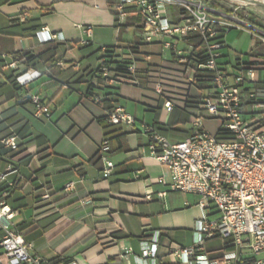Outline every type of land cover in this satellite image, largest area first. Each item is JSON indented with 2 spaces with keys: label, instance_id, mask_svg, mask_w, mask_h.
<instances>
[{
  "label": "crops",
  "instance_id": "1",
  "mask_svg": "<svg viewBox=\"0 0 264 264\" xmlns=\"http://www.w3.org/2000/svg\"><path fill=\"white\" fill-rule=\"evenodd\" d=\"M114 3L0 0V12L4 10L9 21L0 20V52L39 53L57 46L45 54L44 63L33 66L22 61L42 74L28 87L18 85L16 73L0 58V133L10 120L20 119L27 126L15 134L32 131L43 136L21 145V153L14 157L11 150L0 146V171L8 163L19 170L8 176L14 187L7 204L18 210L12 227L34 243L33 253L41 255L45 264L58 257L75 264H138L141 239L156 236L158 231V263L174 264L166 254L169 246H190L200 238L196 230L199 196L167 189L170 171L150 154L149 137L142 126H155L171 141L186 139L193 133V116L202 112L200 100L209 88L177 78L181 66L175 51L166 55L168 49L142 40L138 12L132 11L126 22L118 23ZM45 26L62 32L65 40L42 43L37 31ZM128 26L137 32L133 41L126 42L122 31ZM6 43L12 45L11 51L2 48ZM188 44L185 41L182 47ZM262 46L256 54L264 52ZM110 49L115 61L136 63L139 84L107 85L93 77L100 58ZM51 53L56 54L54 59ZM160 72L165 76L163 95L154 88ZM36 91L49 105L50 117L28 118L33 105L26 96ZM98 94L109 98L96 102ZM169 99L170 110L164 106ZM115 105L136 118L131 130L107 121L108 110ZM106 137L115 167L104 178L100 147ZM70 181L77 182L76 188L65 195L62 189ZM163 191L166 195L159 197ZM45 194L51 198L44 200ZM147 194L153 198L147 199ZM3 235L0 229V240ZM204 246L215 258L220 256L223 240L209 238ZM128 247L132 252L125 254Z\"/></svg>",
  "mask_w": 264,
  "mask_h": 264
},
{
  "label": "built area",
  "instance_id": "2",
  "mask_svg": "<svg viewBox=\"0 0 264 264\" xmlns=\"http://www.w3.org/2000/svg\"><path fill=\"white\" fill-rule=\"evenodd\" d=\"M113 7L120 24L132 11L139 13L144 42L175 51L181 66L177 78L209 88L200 100L202 112L193 116V133L186 139L171 141L155 126H142L149 137L150 154L170 171L167 189L200 198L196 226L200 238L190 246H169L166 254L174 264H264V52L251 55L249 62L237 63L238 73L228 69L231 60L224 53L228 47L225 34L234 28L249 31L264 45V24L258 26L240 18L239 7L232 6L231 12L224 13L210 7L206 0H115ZM37 36L42 43L65 40L62 32L48 26L40 28ZM188 37L193 42L184 48L182 44ZM0 58L16 73L20 87H28L42 75L12 54L0 52ZM136 72L135 62L128 64L123 74L100 58L93 76H99L107 85L139 84ZM154 88L163 95L165 76L161 72ZM108 98L107 94H98L94 100L103 102ZM30 101L33 110L28 118L50 117L51 109L39 91L31 93ZM164 106L170 110L172 101L166 100ZM2 112L0 107V115ZM106 119L111 125L124 124L128 130L136 123V118L120 105L110 108ZM208 122L216 123L215 128H210ZM33 138L32 131L22 136L12 133L0 138V146L13 151ZM108 140L106 137L100 147L104 178L115 167L108 155ZM13 173L19 170L8 163L0 171V184L5 182L11 188L14 182L8 176ZM76 185L75 181L66 183L62 193L71 194ZM8 195V191L0 190V229L4 230L0 247L8 259L0 264H45L41 255L33 253L34 243L12 227L18 210L7 204ZM165 195L166 191L158 193L159 197ZM145 197L153 198L152 194ZM42 198L48 200L51 196L45 194ZM160 237L158 231L156 236L141 239L138 264H160ZM214 237L223 240V247L220 256L211 258L204 242ZM131 252V247L125 249V254Z\"/></svg>",
  "mask_w": 264,
  "mask_h": 264
},
{
  "label": "rangeland",
  "instance_id": "3",
  "mask_svg": "<svg viewBox=\"0 0 264 264\" xmlns=\"http://www.w3.org/2000/svg\"><path fill=\"white\" fill-rule=\"evenodd\" d=\"M263 1L264 0H260ZM225 6L231 8L239 7V10H242L246 15H249L253 18H256L260 24H264V7L258 6L255 4H249L246 0H223ZM7 20L5 16V11L1 9L0 12V20ZM136 28L133 26H128L122 31V40L123 41H133L135 39ZM225 41L228 45L227 48L224 49V53L227 55V60H231L228 64V69L233 73H238L239 68L237 63L240 62H249L251 59V55L256 54L258 51L263 49L261 43L253 36L249 31L242 30L239 28H234L231 31L225 34ZM4 50H12L11 44H5L2 46ZM169 50L166 55H169ZM142 118H139V124ZM210 128H215L216 123L208 122L207 124Z\"/></svg>",
  "mask_w": 264,
  "mask_h": 264
},
{
  "label": "trees",
  "instance_id": "4",
  "mask_svg": "<svg viewBox=\"0 0 264 264\" xmlns=\"http://www.w3.org/2000/svg\"><path fill=\"white\" fill-rule=\"evenodd\" d=\"M9 1V0H7ZM207 3L209 4L210 7L222 11L224 13H229L231 12V8L227 7L224 5L223 0H206ZM111 3V2H110ZM112 5V4H111ZM115 12V10H114ZM238 16L242 19H245L247 21H249L250 23L254 24V25H261L259 21H257L256 18H253L249 15H246L242 10H238ZM186 41L191 42L192 41V37H188L186 38ZM57 46H52L51 48H48L45 51L39 52V53H34L30 50H26V51H11V54L14 55L15 57H17L19 60L29 64V65H33L36 66L39 63H44L47 61V58L45 57V54H47L50 50H54L56 49ZM113 50H108L106 51V53L102 56V58L105 59V61L110 64L111 66H113V69L119 71L120 73L126 74L127 73V66L128 64H130L128 61L123 60V61H115L114 60V56H113ZM56 56L55 53H51L50 58L54 59ZM59 59V58H57ZM95 71V70H94ZM94 71L92 73H94ZM93 77H97V81L98 83H103L102 79L99 76H93ZM108 100V99H107ZM105 100V101H107ZM104 102V101H103ZM15 127L14 130H12V127ZM27 126V123L20 120V119H16V120H10L9 122V126H7L5 129H3L1 131V137L3 136H7L9 134H12L14 132L16 133H20L23 132L25 130ZM35 139H40L42 136V134L39 133H35L34 134ZM21 153V151L19 149L17 150H13L11 152V156H17ZM0 160H2V158L0 157ZM14 187V185L11 188H8L7 183H2L0 184V190H6L9 193L11 192V189ZM9 196L6 197V201L8 199ZM21 232V231H20ZM64 260V261H63ZM61 259V258H55L54 260H52V264H65L70 262V260L68 259ZM0 262L2 263H7L8 259L5 255V253L2 251V248L0 247Z\"/></svg>",
  "mask_w": 264,
  "mask_h": 264
},
{
  "label": "water",
  "instance_id": "5",
  "mask_svg": "<svg viewBox=\"0 0 264 264\" xmlns=\"http://www.w3.org/2000/svg\"><path fill=\"white\" fill-rule=\"evenodd\" d=\"M247 3L249 4H255V5H258V6H262L264 7V2L263 1H260V0H246ZM27 99H30L31 98V94H28L26 96Z\"/></svg>",
  "mask_w": 264,
  "mask_h": 264
}]
</instances>
